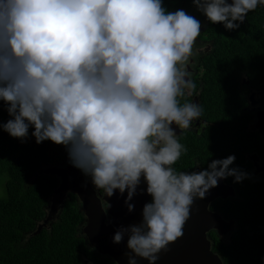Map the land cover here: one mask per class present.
<instances>
[{
    "label": "clouds",
    "instance_id": "1",
    "mask_svg": "<svg viewBox=\"0 0 264 264\" xmlns=\"http://www.w3.org/2000/svg\"><path fill=\"white\" fill-rule=\"evenodd\" d=\"M191 2L229 32L264 6ZM202 27L183 8L167 10L164 0H0V104L9 117L0 130L21 143L63 146L68 164L104 199L127 193L129 212L138 192L151 197L142 220L118 226L112 236L116 244L127 237L128 264L138 258L156 264L184 235L195 200L220 180L252 176L235 164V153L206 167L199 159L190 170L174 167L187 153L180 134L203 115L189 71ZM186 95L193 99L181 103Z\"/></svg>",
    "mask_w": 264,
    "mask_h": 264
},
{
    "label": "trees",
    "instance_id": "2",
    "mask_svg": "<svg viewBox=\"0 0 264 264\" xmlns=\"http://www.w3.org/2000/svg\"><path fill=\"white\" fill-rule=\"evenodd\" d=\"M164 4L169 11L183 8L202 18L191 0H164ZM205 28L204 38L211 40L212 50L201 58L200 70L204 72L206 92L214 93L211 99L215 109L213 118L223 116L222 125L229 130L235 127L232 98L239 89L240 74L247 72L257 78L259 72H264V6L250 12L239 30L229 32L221 24L210 22ZM8 118L0 104V121ZM220 127H213L208 142L204 140L207 150L209 145L217 143L223 153H235V164L248 171L251 164L243 150L252 149L248 148L251 135L235 146L227 147L234 141L221 140ZM245 134L241 132V139ZM256 144L258 146L260 142L257 140ZM260 151L264 156L263 147ZM66 158L63 146L50 141L37 144L34 138L21 143L0 130V192L4 189L0 193V264H84L83 255L98 263L115 264L109 257L98 258L87 237L80 232L85 215L74 193L69 195L58 219L48 223L40 233L33 234L47 217L50 198L59 183L56 176L39 171L46 166L62 164ZM240 184L241 201L215 203L224 215L237 218L238 229L229 242L221 243L215 239L214 248L226 263L261 264L264 203L257 199H264L262 190H255L251 178Z\"/></svg>",
    "mask_w": 264,
    "mask_h": 264
},
{
    "label": "water",
    "instance_id": "3",
    "mask_svg": "<svg viewBox=\"0 0 264 264\" xmlns=\"http://www.w3.org/2000/svg\"><path fill=\"white\" fill-rule=\"evenodd\" d=\"M39 173L54 175L59 178V183L50 198L47 217L33 234L40 233L48 223L58 219L69 195L74 193L82 202L86 216L83 232L91 247L101 255L110 257L116 264H128V257L125 255L129 251L126 246L127 237L116 244L113 243L112 236L118 226L138 224L142 220V208L150 196L138 192L131 201L135 205L134 211L129 212L124 203L127 193L121 195L117 191L112 197H105L111 206L104 210L103 201L90 181L70 164L46 166ZM141 186L146 187V184L142 183ZM228 192L233 193L232 188L219 182L204 199L195 200L192 215L184 227V235L170 243L167 251H161L156 264H224L221 257L211 250L207 233L211 229H218L223 233L230 228L232 222L225 221L219 214L209 210L214 199L226 197ZM138 264H148V261L138 258Z\"/></svg>",
    "mask_w": 264,
    "mask_h": 264
},
{
    "label": "flooded vegetation",
    "instance_id": "4",
    "mask_svg": "<svg viewBox=\"0 0 264 264\" xmlns=\"http://www.w3.org/2000/svg\"><path fill=\"white\" fill-rule=\"evenodd\" d=\"M198 16L199 15H196L195 17L198 18ZM201 19L204 20L205 17L202 16ZM205 22L206 24L204 27H202L201 32L205 31L206 29L205 27L208 24V21L206 20ZM195 49L198 51L199 54L196 57L194 63L190 65L189 71L192 73V79L196 83L197 91L199 93L198 96L194 97V100L197 103L202 104L203 115L199 123H194L191 130H184L179 136L180 141L187 148V153L183 154L181 156V159L177 161L176 165H174L177 171H186L192 169L197 159H199L202 165L206 167L207 160L213 158H222L229 155L226 152L223 153L222 151H220L223 148L220 147L221 149H219L217 143L209 145L208 148L209 150H207V145L204 144V140L208 142L209 137L214 132L213 127H218V126L220 127L222 125L223 116H219L218 118H213L212 112L215 109H214V104L211 102V99L213 98L214 93L206 92L205 82H204V72L200 70L201 58L203 57V55L209 53L212 50L211 40H207L206 38L199 36L197 38ZM258 76L259 77L257 78H252L250 74L247 72H242L240 74L238 79L240 82L239 89L237 88V94L234 96V98H232L235 104V111H236V113H234L233 115L235 119L234 122L235 124L233 125L235 127H231V129L226 130L224 128V125H222L220 127L221 129L220 131L222 133L221 140L234 141V144L227 147L235 146L236 143L244 141L248 136L251 135L252 141L249 144L248 148H252V149L243 150V153H244V157H246L251 164L249 166L248 172L252 174L251 179L253 180L254 188L255 190L260 188L262 190V196L264 198V156L260 151L261 147L264 148V72H259ZM192 99L193 97L186 95L184 98H182L181 103H183L185 100L191 101ZM241 128H243L242 131L246 133L242 139H241L242 131L239 132ZM257 140L260 142V145L258 146L256 144ZM64 164H68L67 158ZM219 182L226 187L232 188L233 191V193L228 192V195L226 197H218L214 199L209 205V210L212 213H217L225 221L232 222L230 228L225 229L223 233H220L218 229H211L207 233V237L211 243V250L215 254H218L220 256L219 251L214 248L216 243L215 239H219L221 243L229 242L230 240H232L234 233L238 229V220L236 217H232L230 215L229 216L224 215L222 211L218 209L215 203L219 202L221 204L222 201H227V200L232 201L233 203L235 202L238 203L239 201H241L242 198H240L241 184L234 183L232 177H229L226 180H220ZM95 191L102 199L103 206L105 207L106 202L103 198L102 191L99 190H95ZM150 200L151 197L149 201ZM79 201L81 202L80 199ZM257 202L264 203V199H257ZM85 223H86V216H85ZM96 256L98 258L108 257L101 255L97 251H96ZM221 259L223 260L224 264H229L226 263L222 257ZM83 261L84 264H102L101 262L98 263L95 259L90 258L86 255H83Z\"/></svg>",
    "mask_w": 264,
    "mask_h": 264
},
{
    "label": "rangeland",
    "instance_id": "5",
    "mask_svg": "<svg viewBox=\"0 0 264 264\" xmlns=\"http://www.w3.org/2000/svg\"><path fill=\"white\" fill-rule=\"evenodd\" d=\"M198 18H199L200 20H202V19L200 18V16H199ZM205 21H206V19L202 20V22L204 23V26H205V24H206ZM200 36L205 37V36H206L205 31H202L201 34H200ZM204 48H205V46H204ZM3 192H4V189L2 188V190H1L0 193H3Z\"/></svg>",
    "mask_w": 264,
    "mask_h": 264
}]
</instances>
